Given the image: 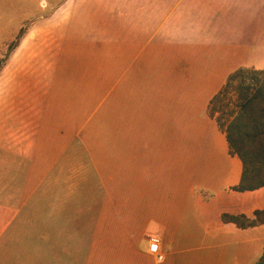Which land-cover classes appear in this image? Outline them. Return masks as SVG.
I'll return each mask as SVG.
<instances>
[{"label":"crops","instance_id":"obj_1","mask_svg":"<svg viewBox=\"0 0 264 264\" xmlns=\"http://www.w3.org/2000/svg\"><path fill=\"white\" fill-rule=\"evenodd\" d=\"M51 1L0 70V264H255L264 225L221 216L253 218L264 188L231 190L209 106L264 70V0Z\"/></svg>","mask_w":264,"mask_h":264},{"label":"trees","instance_id":"obj_2","mask_svg":"<svg viewBox=\"0 0 264 264\" xmlns=\"http://www.w3.org/2000/svg\"><path fill=\"white\" fill-rule=\"evenodd\" d=\"M230 93H233V104L227 99ZM209 116L225 134L229 154L237 157L242 165L240 181L231 190L245 193L264 188V70L243 68L230 74L211 100ZM221 218L225 223L246 229L264 225V209L255 210L253 218L228 213ZM255 264H264V251Z\"/></svg>","mask_w":264,"mask_h":264},{"label":"rangeland","instance_id":"obj_3","mask_svg":"<svg viewBox=\"0 0 264 264\" xmlns=\"http://www.w3.org/2000/svg\"><path fill=\"white\" fill-rule=\"evenodd\" d=\"M46 2L48 4H53L57 1L46 0ZM24 10L32 13L33 14L32 16L39 17V16H44L48 12L49 9L47 10L42 9L41 0H0V62H2L3 64L5 60L7 59L8 54L13 50L14 46L17 44L18 36L20 35V32L22 30L27 29L26 27L27 23L22 25L19 29H16L18 28V26H20L19 22H20V18L22 17L21 12ZM14 29H15V32L13 33L15 35L14 39L10 42H5L4 41L5 38H7L9 35L12 36V31ZM1 69L2 67L0 68V70ZM212 81L214 83H218V81L216 80H212ZM227 99L230 103L233 104V99H234L233 93H230ZM90 130L91 129H87V131H90ZM2 157H4V155L2 154V151H0V187L2 183L4 182L11 183L12 181L11 170H8L10 168L5 169L6 164L4 165ZM4 172L6 173V175H7V172H9L8 177L5 174L3 175ZM9 194H10V197L16 198L18 197V195H20V192L14 191ZM154 238H157V237H154ZM154 238H151V245H152V239ZM158 253H160L162 256L160 249H158ZM152 254L157 257V254L155 253H152ZM157 259L159 258L157 257Z\"/></svg>","mask_w":264,"mask_h":264},{"label":"built area","instance_id":"obj_4","mask_svg":"<svg viewBox=\"0 0 264 264\" xmlns=\"http://www.w3.org/2000/svg\"><path fill=\"white\" fill-rule=\"evenodd\" d=\"M160 240L157 238L152 239V245L150 246V252L157 254V257L161 260L162 256L158 253Z\"/></svg>","mask_w":264,"mask_h":264}]
</instances>
